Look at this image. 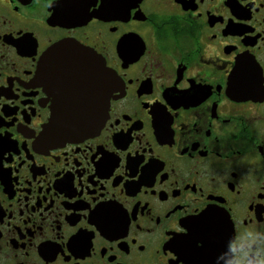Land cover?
I'll return each instance as SVG.
<instances>
[{"label":"flooded vegetation","instance_id":"flooded-vegetation-1","mask_svg":"<svg viewBox=\"0 0 264 264\" xmlns=\"http://www.w3.org/2000/svg\"><path fill=\"white\" fill-rule=\"evenodd\" d=\"M0 264H264V0H0Z\"/></svg>","mask_w":264,"mask_h":264},{"label":"water","instance_id":"water-1","mask_svg":"<svg viewBox=\"0 0 264 264\" xmlns=\"http://www.w3.org/2000/svg\"><path fill=\"white\" fill-rule=\"evenodd\" d=\"M77 49L73 48L74 51ZM91 54L93 67L85 72L93 73L94 84L86 88L87 97L77 95L55 106L51 121L44 128L45 138L49 141H78L100 131L105 123L114 85L104 71V60L98 54Z\"/></svg>","mask_w":264,"mask_h":264}]
</instances>
